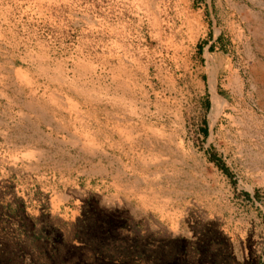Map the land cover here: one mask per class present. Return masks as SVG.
<instances>
[{"label": "rangeland", "instance_id": "374dc122", "mask_svg": "<svg viewBox=\"0 0 264 264\" xmlns=\"http://www.w3.org/2000/svg\"><path fill=\"white\" fill-rule=\"evenodd\" d=\"M0 264H264V0H0Z\"/></svg>", "mask_w": 264, "mask_h": 264}, {"label": "crops", "instance_id": "0c3cea01", "mask_svg": "<svg viewBox=\"0 0 264 264\" xmlns=\"http://www.w3.org/2000/svg\"><path fill=\"white\" fill-rule=\"evenodd\" d=\"M25 110H26V111L28 110V111H30V112H32V113H36V111H35V110H32V109L29 110V109L25 108Z\"/></svg>", "mask_w": 264, "mask_h": 264}, {"label": "trees", "instance_id": "16d2710c", "mask_svg": "<svg viewBox=\"0 0 264 264\" xmlns=\"http://www.w3.org/2000/svg\"><path fill=\"white\" fill-rule=\"evenodd\" d=\"M203 133L206 134L207 133V130L206 129H203Z\"/></svg>", "mask_w": 264, "mask_h": 264}]
</instances>
